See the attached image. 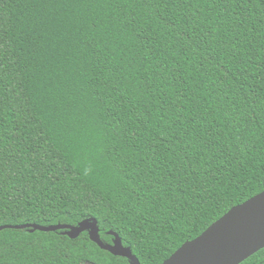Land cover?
Here are the masks:
<instances>
[{
    "label": "trees",
    "instance_id": "obj_1",
    "mask_svg": "<svg viewBox=\"0 0 264 264\" xmlns=\"http://www.w3.org/2000/svg\"><path fill=\"white\" fill-rule=\"evenodd\" d=\"M263 191L264 0H0V227L163 264ZM0 264L130 262L5 229Z\"/></svg>",
    "mask_w": 264,
    "mask_h": 264
},
{
    "label": "water",
    "instance_id": "obj_2",
    "mask_svg": "<svg viewBox=\"0 0 264 264\" xmlns=\"http://www.w3.org/2000/svg\"><path fill=\"white\" fill-rule=\"evenodd\" d=\"M5 229L29 230L30 232H58L78 238L88 232L90 239L102 250L114 256L127 258L130 264H141L131 248L125 247L117 233L113 244L101 240L98 220L89 218L78 225L37 224L6 225ZM264 249V191L246 202L230 209L206 231L185 242L163 264H241Z\"/></svg>",
    "mask_w": 264,
    "mask_h": 264
},
{
    "label": "bare ground",
    "instance_id": "obj_3",
    "mask_svg": "<svg viewBox=\"0 0 264 264\" xmlns=\"http://www.w3.org/2000/svg\"><path fill=\"white\" fill-rule=\"evenodd\" d=\"M28 231H29V230H28ZM112 233H114V232H111V235L114 236ZM119 237H120V236H119ZM114 240H115V236H114ZM114 240H113V243H114ZM121 240H122V239H121ZM113 243H112V244H113ZM122 243H123V241H122ZM110 245H111V244H110ZM129 248H130V247H129ZM131 250H132V249H131ZM132 252H133V251H132ZM118 257H119V256H118ZM122 258H123V257H122ZM126 259H127V258H126ZM128 261H129V260H128Z\"/></svg>",
    "mask_w": 264,
    "mask_h": 264
},
{
    "label": "flooded vegetation",
    "instance_id": "obj_4",
    "mask_svg": "<svg viewBox=\"0 0 264 264\" xmlns=\"http://www.w3.org/2000/svg\"><path fill=\"white\" fill-rule=\"evenodd\" d=\"M101 237V236H100ZM102 240V239H101ZM114 240V239H113ZM103 241V240H102ZM104 242V241H103ZM112 243H113V241H112Z\"/></svg>",
    "mask_w": 264,
    "mask_h": 264
}]
</instances>
